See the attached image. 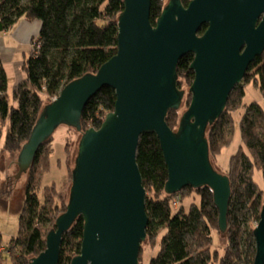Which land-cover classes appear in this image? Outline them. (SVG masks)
Returning a JSON list of instances; mask_svg holds the SVG:
<instances>
[{"label":"water","instance_id":"obj_1","mask_svg":"<svg viewBox=\"0 0 264 264\" xmlns=\"http://www.w3.org/2000/svg\"><path fill=\"white\" fill-rule=\"evenodd\" d=\"M117 51L96 70L74 78L43 108L21 145L16 178L26 173L42 142L58 126L79 134L66 210L46 234V247L29 264H58L62 235L82 216L80 253L70 264H138L146 239L148 214L137 144L142 132H154L167 172L166 193L186 186H207L218 210V227L227 226L230 179L213 166L206 139L232 89L264 50V0H168L155 24L151 0H122ZM206 25L202 34L198 31ZM191 53L190 102L172 130L168 109H178L176 65ZM115 92L114 108L99 128L82 131L81 113L104 86ZM255 257L264 264V204L253 228Z\"/></svg>","mask_w":264,"mask_h":264},{"label":"trees","instance_id":"obj_2","mask_svg":"<svg viewBox=\"0 0 264 264\" xmlns=\"http://www.w3.org/2000/svg\"><path fill=\"white\" fill-rule=\"evenodd\" d=\"M180 1L187 6L191 0ZM165 4L164 0H151L152 24ZM122 9V0H0V36L21 19L40 22L37 36L30 39L33 43L30 53L22 61L25 78L12 91L15 107L7 94L8 77L0 58V141L2 129L6 131L0 152L19 151L45 105L62 87L85 73H95L116 54L117 21ZM205 27L204 24L198 33L202 34ZM262 52L250 63L241 82L230 92L224 111L205 132L209 155L214 159L232 144L237 121L233 114L243 103L246 85L259 89L263 102L252 100L245 105L237 121L240 144L229 157L225 171L230 179L231 195L224 232L218 227V210L210 188L189 185L177 193L165 192L168 169L157 135L142 132L136 158L146 191L145 240L153 252L148 254L147 264L253 263L252 230L264 204V50ZM192 60L193 55L186 53L178 61L175 72L178 88L189 87L193 81L189 66ZM186 94L188 106L190 93ZM115 98L114 90L108 85L96 91L81 113V130L99 128L108 111L114 108ZM180 116L176 108L167 110L165 121L172 130L178 126ZM68 129L80 134L72 127ZM53 140L49 137L42 142L27 170L19 231L8 246L0 249V264H29L32 257L45 249L46 234L54 228L57 215L66 210V203L56 190L41 185L44 173L50 169ZM69 144L67 139L63 146L65 161L70 154ZM255 171L260 173L259 179H255ZM69 172L72 178V168ZM195 196L197 202L192 200ZM82 226L83 218L79 216L62 235L58 264H70L71 258L80 253ZM213 232L225 236L222 252L213 244ZM140 247L138 264H144L145 250L142 244Z\"/></svg>","mask_w":264,"mask_h":264},{"label":"rangeland","instance_id":"obj_3","mask_svg":"<svg viewBox=\"0 0 264 264\" xmlns=\"http://www.w3.org/2000/svg\"><path fill=\"white\" fill-rule=\"evenodd\" d=\"M168 1V0H164ZM38 21V20H34ZM39 22V21H38ZM37 35V34H36ZM7 38H2L0 36V58L1 64H3L6 75L8 77V89L7 94L11 99V104L15 107L16 104L12 101V91L15 87L14 84L17 83L23 76L25 78V74L21 70V62L27 59L30 51V41L21 42L20 44H11L6 43ZM185 89V96L182 98V103L178 108L179 115L185 112L187 107V102L185 100L186 92L188 91V86L182 87ZM252 100H256L258 102H263V97H261L260 91L258 88L252 85H246L245 87V95L243 96V103L241 107L236 110L233 114L235 120L238 121L239 116H241L242 110L245 105L252 102ZM237 121L235 123L236 127L234 129L235 135L232 139V144L228 147L222 149L220 155L211 159V162L215 168L221 173H225L228 167L229 157L235 154L239 142V131L237 127ZM3 134L1 137L2 144L4 143V138L6 135L5 128L2 129ZM53 140V153L50 156V169L44 173V176L41 180V185L52 186L57 195L67 203L69 188L71 186V176L70 170L74 166V159L77 153V146L79 142V134L74 132L73 130L68 129V127L58 126L57 129L53 132L51 136ZM68 139L70 142L69 150L70 154L68 160L65 159V150L64 143ZM18 151L12 152H0V243L1 250L3 247L8 246L10 244V240L15 237L18 233L19 228V215L22 210V205L24 202V195L26 189V181L28 178V174L22 173V175L16 178V172L18 169V165L16 163ZM68 166V168H67ZM70 168V169H69ZM255 179H259L260 173L258 171L254 172ZM194 202H197L196 196L192 199ZM188 206V205H186ZM213 244L217 247L219 252H222L225 249V236L222 233L213 232ZM147 245V246H146ZM143 250V258L144 264L148 262V254L152 252L150 250L147 241L142 242ZM153 253V252H152Z\"/></svg>","mask_w":264,"mask_h":264},{"label":"crops","instance_id":"obj_4","mask_svg":"<svg viewBox=\"0 0 264 264\" xmlns=\"http://www.w3.org/2000/svg\"><path fill=\"white\" fill-rule=\"evenodd\" d=\"M39 25L40 22L38 21H29L26 18L21 19L16 23V25L12 29H10V31L4 33V35H2V38H7V40H5L6 43H11V44H15V43L20 44L21 42L26 43L27 40L30 41L31 38L37 36L36 34L39 31L38 29ZM21 65L22 62L20 66ZM23 77L19 81L24 79ZM19 81H17V83ZM17 83L14 85L17 86Z\"/></svg>","mask_w":264,"mask_h":264},{"label":"flooded vegetation","instance_id":"obj_5","mask_svg":"<svg viewBox=\"0 0 264 264\" xmlns=\"http://www.w3.org/2000/svg\"><path fill=\"white\" fill-rule=\"evenodd\" d=\"M200 34H201V33H200ZM200 34H199V35H200ZM178 89H181V88H178ZM187 89H188V88H187ZM182 90H184V95H183V97H184V96H185V89H182ZM186 93H189V89H188V91H187ZM183 97H182V98H183ZM182 101H183V100H182Z\"/></svg>","mask_w":264,"mask_h":264},{"label":"built area","instance_id":"obj_6","mask_svg":"<svg viewBox=\"0 0 264 264\" xmlns=\"http://www.w3.org/2000/svg\"><path fill=\"white\" fill-rule=\"evenodd\" d=\"M35 40V39H34ZM32 42V41H31ZM33 44V43H30V45Z\"/></svg>","mask_w":264,"mask_h":264}]
</instances>
